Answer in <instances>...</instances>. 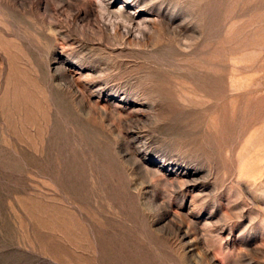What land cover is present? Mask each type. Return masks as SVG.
Instances as JSON below:
<instances>
[{
  "label": "rangeland",
  "instance_id": "374dc122",
  "mask_svg": "<svg viewBox=\"0 0 264 264\" xmlns=\"http://www.w3.org/2000/svg\"><path fill=\"white\" fill-rule=\"evenodd\" d=\"M0 264H264V0H0Z\"/></svg>",
  "mask_w": 264,
  "mask_h": 264
}]
</instances>
